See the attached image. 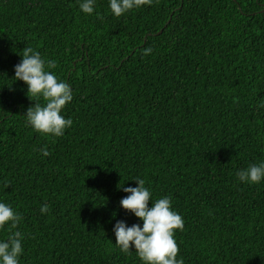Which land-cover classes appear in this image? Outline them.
Instances as JSON below:
<instances>
[{
    "label": "trees",
    "instance_id": "16d2710c",
    "mask_svg": "<svg viewBox=\"0 0 264 264\" xmlns=\"http://www.w3.org/2000/svg\"><path fill=\"white\" fill-rule=\"evenodd\" d=\"M26 48L72 89L60 137L23 116ZM261 161L264 0H150L119 17L108 0L91 15L78 0H0V202L22 217L0 239L23 234L19 264H143L112 231L142 223L120 206L136 179L181 214L183 264H264V181L236 175Z\"/></svg>",
    "mask_w": 264,
    "mask_h": 264
},
{
    "label": "clouds",
    "instance_id": "9594fccd",
    "mask_svg": "<svg viewBox=\"0 0 264 264\" xmlns=\"http://www.w3.org/2000/svg\"><path fill=\"white\" fill-rule=\"evenodd\" d=\"M149 2L150 0H108V6L111 13L119 17ZM78 3L80 11L85 14L91 15L96 11V0H78ZM143 51L144 55H148L152 49L146 48ZM20 56L13 78L27 85V95L35 101L23 115L26 123L37 132L62 136L73 123L71 118L62 114L65 105L73 99L70 85L49 70L56 67L55 61H45L32 48L24 49ZM40 98H43L44 104L38 102ZM43 155L48 156L49 152L43 150ZM236 175L241 182L260 184L264 181V161L250 164L247 168L238 170ZM135 181V187H122L127 195L120 200V206L142 223L129 226L126 221L117 220L112 229L114 244L125 253L134 249L143 264H183L182 259H177L179 247L174 238L176 230H183L184 227L181 214L172 208L169 196L152 202V193L146 187L145 180ZM40 211L41 214L47 213L48 205H42ZM21 219L12 206L0 202V229L8 224L16 228ZM23 239L24 236L19 231L11 233L7 240L0 239V264H19L24 251Z\"/></svg>",
    "mask_w": 264,
    "mask_h": 264
}]
</instances>
